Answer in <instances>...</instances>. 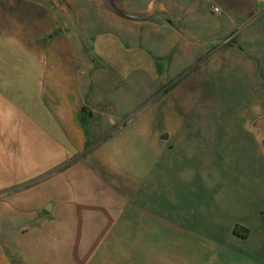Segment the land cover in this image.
<instances>
[{
  "label": "rangeland",
  "instance_id": "rangeland-1",
  "mask_svg": "<svg viewBox=\"0 0 264 264\" xmlns=\"http://www.w3.org/2000/svg\"><path fill=\"white\" fill-rule=\"evenodd\" d=\"M213 1L128 0L132 11L168 12L192 34L183 38L167 26L119 22L96 0H71L77 19L63 34L92 108L85 157L142 168L159 161L160 185L189 193L190 246L187 254L175 245L173 264H264V15L254 22L236 15L246 0L215 14ZM105 33L117 51H107ZM196 189L217 197L206 194L195 209ZM20 217L10 223L0 215V264H38L24 257L21 231L9 227L22 226Z\"/></svg>",
  "mask_w": 264,
  "mask_h": 264
},
{
  "label": "crops",
  "instance_id": "crops-1",
  "mask_svg": "<svg viewBox=\"0 0 264 264\" xmlns=\"http://www.w3.org/2000/svg\"><path fill=\"white\" fill-rule=\"evenodd\" d=\"M225 1L214 0L210 11L221 14L220 5L231 4ZM237 11L254 22L264 15V0L242 1ZM69 22L53 0H0V215L10 223L22 216V226L9 227L21 231L30 262L173 264L175 245L187 254L190 246L189 193H169L164 175L160 185L159 161L142 168L141 161L85 157L92 108L77 51L63 34ZM114 38L102 35L107 51L121 47ZM206 194L217 197L193 190L195 209Z\"/></svg>",
  "mask_w": 264,
  "mask_h": 264
},
{
  "label": "water",
  "instance_id": "water-1",
  "mask_svg": "<svg viewBox=\"0 0 264 264\" xmlns=\"http://www.w3.org/2000/svg\"><path fill=\"white\" fill-rule=\"evenodd\" d=\"M53 1L55 5L62 9L69 16L70 20L75 23L77 15L71 0ZM126 1L127 0H96V3L103 12L124 24L167 26L180 33L183 38H186L185 33L183 34L178 28L175 19L170 17L171 15L165 10L154 7L144 12L132 11L127 8ZM262 123L264 127V118L262 119ZM163 138H166V135H163ZM262 145L264 147V141Z\"/></svg>",
  "mask_w": 264,
  "mask_h": 264
},
{
  "label": "built area",
  "instance_id": "built-area-1",
  "mask_svg": "<svg viewBox=\"0 0 264 264\" xmlns=\"http://www.w3.org/2000/svg\"><path fill=\"white\" fill-rule=\"evenodd\" d=\"M212 10H213V12H214V13H217V14L220 12V10H219V8H218V7H213V9H212Z\"/></svg>",
  "mask_w": 264,
  "mask_h": 264
}]
</instances>
